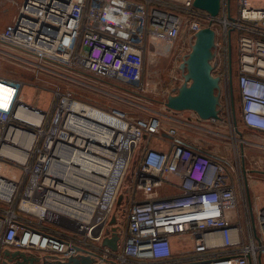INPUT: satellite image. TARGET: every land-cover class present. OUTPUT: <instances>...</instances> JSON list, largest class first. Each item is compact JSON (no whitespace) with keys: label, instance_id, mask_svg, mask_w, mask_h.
<instances>
[{"label":"built area","instance_id":"2783aa9c","mask_svg":"<svg viewBox=\"0 0 264 264\" xmlns=\"http://www.w3.org/2000/svg\"><path fill=\"white\" fill-rule=\"evenodd\" d=\"M141 1L140 18L122 12L111 32L91 22L90 0H22L0 40L102 85L114 81L142 89L148 49L157 58L167 56L177 41L187 39L176 62L179 76L173 77L179 84L166 91L164 105L184 83L180 65L196 33L214 31L215 59L216 44L223 51L235 32L240 121L247 131L264 135V0H236L234 16L228 0H221L217 16L195 8L193 0L180 6L176 0ZM163 49L166 53H159ZM228 60L224 70L220 58L211 63L220 96L219 119L210 121L221 119V94L224 108H231ZM23 85L0 76V86L9 92L7 105L0 103V264L16 261L4 251L34 255V264L86 257L91 264H258L264 254V206L250 201L249 189L257 179L264 182V166H246L241 154L233 171L229 161L181 140L177 129L158 118L130 126L125 112L69 91L56 93L51 110L40 109L24 101ZM76 102L97 110L100 118L82 123L81 113L72 110ZM19 107L38 109L41 123L32 125L29 113L27 120L18 119ZM107 116L122 126L112 127L103 120ZM69 118L73 124L66 123ZM195 121L209 120L195 114ZM130 129L136 133L131 141ZM152 137L166 140L168 148L151 145ZM240 198L244 224L236 206ZM113 233L116 250L103 245Z\"/></svg>","mask_w":264,"mask_h":264},{"label":"rangeland","instance_id":"374dc122","mask_svg":"<svg viewBox=\"0 0 264 264\" xmlns=\"http://www.w3.org/2000/svg\"><path fill=\"white\" fill-rule=\"evenodd\" d=\"M110 0H90L89 9L93 8L91 14L98 19H106V8L104 3ZM118 7L111 8L108 4L107 12L110 16L109 22L111 32L116 31L118 19H111L114 13L117 17L120 13L125 12L136 17L141 16L143 11V3L141 0H117ZM177 4L183 5L185 0H176ZM231 7V15L236 12V0H228ZM105 21V20H104ZM236 37L235 32L230 34V43L223 51L216 44L211 63H222L219 70H224V66L231 64L232 74V104L230 109L224 108L225 96L221 94L220 103L221 112L220 120L215 121H193L191 111L172 112L164 105L163 100L166 91L172 86L179 84V80H174V76H179L176 62H179L184 54L187 39L179 40L175 43V49L167 56L156 57L153 51L148 49L146 56V66L144 73V87L129 85L124 86L119 83L112 82L111 86L102 85L99 81L91 77L79 75L71 68L64 67L57 62L39 61L33 54L22 49L12 47L6 42L0 40V76L9 77L24 83L22 89V98L28 103H33L43 110H51V106L55 101L56 93H65L68 91L73 97L92 104L106 105L125 112L132 123L138 120H148L152 117L160 119L166 128H175L178 136L186 143H193L212 155L229 161V166L234 171L235 162L239 159L238 155H243L246 166L255 165L257 167L264 166V135L260 133H252L247 131L240 121V94L237 87L236 72ZM183 39V38H181ZM220 39L218 38V41ZM222 46V45H221ZM226 46V45H225ZM227 49V50H226ZM159 53L165 54L164 49ZM223 60H225L223 62ZM221 65V64H220ZM215 69L216 72L219 71ZM148 82V86L147 83ZM146 84V86H145ZM90 86H97L102 90H94ZM155 92V93H154ZM112 94V95H111ZM9 92L3 102L5 107L8 103ZM59 100V99H58ZM232 115V116H231ZM233 117V118H232ZM232 120H234L237 132L232 129ZM54 130V129H53ZM144 137V136H143ZM146 138L140 140L137 145L136 152L142 148ZM151 145L161 149H167L166 140H160L152 137L149 140ZM134 159H136V154ZM133 159V160H134ZM262 162V165H259ZM134 161L130 164L129 173L132 172ZM260 178V177H259ZM258 180V181H257ZM253 187L249 189L250 201L258 205L264 204V182L257 179ZM125 184H128L126 179ZM243 199L240 198L237 203L239 219L245 223V208ZM254 203V204H256ZM258 264H264V254L260 256Z\"/></svg>","mask_w":264,"mask_h":264},{"label":"water","instance_id":"95a60500","mask_svg":"<svg viewBox=\"0 0 264 264\" xmlns=\"http://www.w3.org/2000/svg\"><path fill=\"white\" fill-rule=\"evenodd\" d=\"M193 6L208 12L211 16H217L221 7V0H193ZM215 33L211 28H203L195 35L192 50L181 63L184 83L175 94L169 95L164 106L173 112L192 111L202 120L219 119V78L212 74L213 47ZM121 197H119L118 202ZM112 218L110 223H114ZM118 236L105 238L103 245L113 250L117 248ZM10 260H16L15 264H34L38 258L34 255H26L20 251H4ZM92 260L86 258H70L67 262L57 264H91Z\"/></svg>","mask_w":264,"mask_h":264},{"label":"bare ground","instance_id":"6f19581e","mask_svg":"<svg viewBox=\"0 0 264 264\" xmlns=\"http://www.w3.org/2000/svg\"><path fill=\"white\" fill-rule=\"evenodd\" d=\"M2 88L3 87L0 86V103L3 105L4 99H5L6 94H7V90H3ZM72 110L75 112L81 113L82 117H81V119H78V120H81L82 123H88V122H86V120L91 122L90 119H99L100 118L99 112L97 110L92 109V107H90V106L80 104L79 102H76L73 105ZM16 113H17L16 114L17 118L22 119L23 121L27 120L26 113L31 114V120H30L31 122L30 123H32V125H39L41 123L42 115L38 109L32 110V112H29L28 110H25L24 108L19 107L17 109ZM103 120L106 122H109V124L112 127L122 126V123L120 121H118L112 117H109V116H107V118H104ZM69 122H71V124H73V122L70 118L68 120H66V123H69ZM99 128L102 129L101 127H99ZM110 129L113 130L112 128H110ZM135 134H136L135 130L130 129V137H129L130 141L133 140V137L135 136ZM17 135H19V134L17 133ZM132 135H133V137H132ZM103 142H104V144H107L109 142V140H104ZM43 162H44L43 159H41L40 164H43Z\"/></svg>","mask_w":264,"mask_h":264},{"label":"crops","instance_id":"0c3cea01","mask_svg":"<svg viewBox=\"0 0 264 264\" xmlns=\"http://www.w3.org/2000/svg\"><path fill=\"white\" fill-rule=\"evenodd\" d=\"M21 3H22V0H0V33H2L4 31V29L6 28V26L9 25L13 21V19L16 17V15L18 13V9H19ZM107 4L111 8L114 9V8L118 7L119 2L117 0H110L107 3L105 2L104 5H105V8H106V17H105L106 19L102 18V19L99 20L98 17H93L92 14H91V17H92L91 18V22L94 23L95 25H98V26L102 27L106 31H111V28H113V27L111 25L107 24V23L105 25V22H109V18H110V16L108 15V12H107V7H108ZM115 16L116 15L113 13L111 19L113 20V18ZM114 19H116V18H114ZM191 117H192V120L194 121L195 120V114L192 113ZM189 144L194 146L195 148H198L193 143H189ZM199 149L204 151V152H207V151H205V150H203L201 148H199ZM258 206L261 207V206H264V204H261V205H258Z\"/></svg>","mask_w":264,"mask_h":264}]
</instances>
